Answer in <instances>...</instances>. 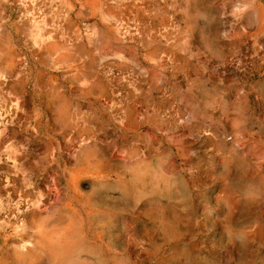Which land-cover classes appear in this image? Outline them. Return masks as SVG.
I'll return each instance as SVG.
<instances>
[{
	"label": "rangeland",
	"instance_id": "obj_1",
	"mask_svg": "<svg viewBox=\"0 0 264 264\" xmlns=\"http://www.w3.org/2000/svg\"><path fill=\"white\" fill-rule=\"evenodd\" d=\"M0 264H264V0H0Z\"/></svg>",
	"mask_w": 264,
	"mask_h": 264
}]
</instances>
